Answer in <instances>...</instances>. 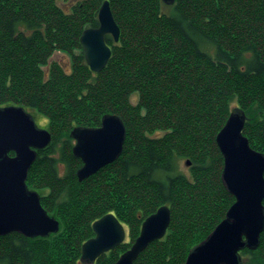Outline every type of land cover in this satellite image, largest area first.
<instances>
[{"label": "trees", "instance_id": "16d2710c", "mask_svg": "<svg viewBox=\"0 0 264 264\" xmlns=\"http://www.w3.org/2000/svg\"><path fill=\"white\" fill-rule=\"evenodd\" d=\"M58 1L0 0V106L49 119L51 142L36 151L26 184L61 228L1 235L0 264H81L92 222L112 212L129 240L95 264H113L162 205L172 212L166 235L133 264H184L235 200L216 144L232 109L245 111L242 133L264 153V0H109L120 35L105 34L111 56L95 72L79 38L99 25L104 0H77L69 11ZM62 51L69 72L51 59ZM108 113L126 127L121 155L80 181L70 131L96 127ZM259 241L239 252L241 264H264V231Z\"/></svg>", "mask_w": 264, "mask_h": 264}, {"label": "water", "instance_id": "95a60500", "mask_svg": "<svg viewBox=\"0 0 264 264\" xmlns=\"http://www.w3.org/2000/svg\"><path fill=\"white\" fill-rule=\"evenodd\" d=\"M162 1L169 5L175 0ZM99 8V25L83 29L79 38L93 72L103 69L111 56L105 34H110L115 42L120 35L109 0H104ZM231 111L217 133L216 144L223 155V184L235 200L210 234L187 254L184 264H241L239 252L245 248L255 250L264 231V153L251 147L242 133L245 111ZM125 134L122 118L111 113L102 116L98 127H73V155L83 162L76 171L78 180L115 161L123 150ZM50 140V131L39 128L22 105L0 106V236L15 231L28 237L48 236L59 230V221L42 207L39 193L26 184L36 151ZM170 217L168 205L148 215L134 242L114 264H133L150 242L164 236ZM91 227L94 235L82 243L80 260L93 264L98 256L125 240L126 228L111 213L96 219Z\"/></svg>", "mask_w": 264, "mask_h": 264}, {"label": "rangeland", "instance_id": "374dc122", "mask_svg": "<svg viewBox=\"0 0 264 264\" xmlns=\"http://www.w3.org/2000/svg\"><path fill=\"white\" fill-rule=\"evenodd\" d=\"M77 0H59L58 1V5L64 9L65 11H69L70 10V7L71 5ZM164 3V2H163ZM165 4V3H164ZM51 59H54L58 62V64L61 65V67H63V69L66 71V72H69L70 70V67H71V64H70V55L68 53H65V52H54ZM45 71H47V67L44 68ZM47 73V72H46ZM137 101V94L134 93L132 96H131V102L132 103H135ZM13 105H16V104H13ZM6 106V105H5ZM19 106V105H18ZM235 104L232 105V107H234ZM24 107V106H23ZM26 109V108H25ZM32 116H33V119L36 121V124L39 128H46L48 130V123H49V119L42 113L36 111L35 109H26ZM100 125V124H99ZM75 127V126H74ZM98 127V126H96ZM50 131V130H49ZM157 133H161V131H157ZM72 138V137H71ZM75 142V140H74ZM258 151V150H257ZM260 152V151H259ZM262 153V152H261ZM188 161V160H187ZM189 165V163L185 162L184 160L180 161V164H179V168H181L182 171H184L185 173L188 172V168L187 166ZM167 206V205H166ZM169 206V205H168ZM169 209H170V206H169ZM172 213V212H171ZM111 214H114L113 212ZM115 215V214H114ZM117 217V216H116ZM147 217V216H146ZM145 217V219H146ZM118 218V217H117ZM144 219V220H145ZM171 219V217H170ZM119 220V219H118ZM143 220V221H144ZM94 222V221H93ZM92 222V223H93ZM170 222V221H169ZM121 223V222H120ZM122 224V223H121ZM142 224V223H141ZM123 225V224H122ZM59 230L61 229L60 227H58ZM125 228H126V240H129V236H128V231H127V227L125 225ZM141 229V228H140ZM59 230L57 232H59ZM167 231V230H166ZM56 232V233H57ZM166 233V232H165ZM94 235V234H93ZM92 235V236H93ZM166 234H164L165 236ZM90 239V238H89ZM85 242V241H84ZM198 245V244H197ZM196 246V245H195ZM81 256V255H80ZM241 258L243 259L244 256L241 255ZM137 259V258H136ZM80 260V259H79ZM244 260V259H243ZM96 261V260H95ZM136 261V260H135ZM81 264H90V263H87V262H83L81 261ZM95 264V262L93 263Z\"/></svg>", "mask_w": 264, "mask_h": 264}, {"label": "bare ground", "instance_id": "6f19581e", "mask_svg": "<svg viewBox=\"0 0 264 264\" xmlns=\"http://www.w3.org/2000/svg\"><path fill=\"white\" fill-rule=\"evenodd\" d=\"M70 132H71V131H70ZM73 140H74V139H73ZM74 144H75V142H74ZM74 144H73V145H74ZM72 147H73V146H72ZM77 158H79V157H77ZM79 159H80V158H79ZM82 164H83V162H82ZM81 166H82V165H81ZM81 166H79V167H81ZM79 167H78V168H79ZM77 170H78V169H77ZM97 171H98V170H97ZM80 181H81V180H80ZM36 191H37V190H36ZM40 202H41V201H40ZM37 236H39V235H37ZM37 236H36V237H37ZM112 250H113V249H112Z\"/></svg>", "mask_w": 264, "mask_h": 264}, {"label": "flooded vegetation", "instance_id": "af4514ba", "mask_svg": "<svg viewBox=\"0 0 264 264\" xmlns=\"http://www.w3.org/2000/svg\"><path fill=\"white\" fill-rule=\"evenodd\" d=\"M125 235H126V234H125ZM125 240H126V239H125ZM125 240H124L123 242H125ZM133 242H134V241H133ZM133 242H132V243H133ZM117 246H118V245H117ZM115 247H116V246H115ZM124 252H125V251H124ZM122 253H123V252H122ZM117 258H118V257H117ZM134 262H135V261H134ZM113 264H114V263H113Z\"/></svg>", "mask_w": 264, "mask_h": 264}]
</instances>
